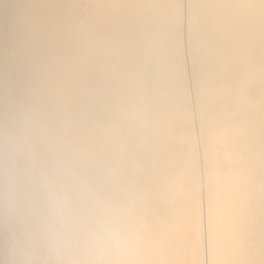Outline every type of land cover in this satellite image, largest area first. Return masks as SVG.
Returning <instances> with one entry per match:
<instances>
[{
	"label": "bare ground",
	"instance_id": "6f19581e",
	"mask_svg": "<svg viewBox=\"0 0 264 264\" xmlns=\"http://www.w3.org/2000/svg\"><path fill=\"white\" fill-rule=\"evenodd\" d=\"M75 2L12 0L6 11L0 7V16H8L9 19L7 35L2 37L0 34V78L7 79L4 86L12 87L19 101V104H13V116L31 132L45 133L50 139L51 149H54L53 171L48 175L49 179L44 180L50 213L54 212L52 199L55 194H67L75 204L71 218L59 221L62 240L58 237L55 243V239L47 234V238L43 236L44 242L49 252L56 250L58 244L64 245L66 256L63 262L62 257L56 258L57 264L96 263L101 253L89 242L87 217L95 209H102L103 202L108 219L119 226L125 240L120 251L110 252L107 264H184V247L188 240L186 219L189 224L194 222L189 216L193 214V209L190 213L187 208L185 210V207L177 205L175 212L168 214L167 210L173 206L169 203L176 205V198L186 191L183 174L186 176L187 172H183L181 162L174 156V162L169 163L172 155L159 145V149L149 155L157 175L146 174L150 175L146 181L148 186L134 206L136 194L133 188L137 176L140 178L135 169L142 166L139 148L142 151L147 146L158 144L156 137L161 119L151 114L153 97L147 91L146 83H157L166 77L161 70L156 72L155 63L142 68L141 71L147 74L146 79H138L137 90L130 94L132 97L127 95L131 97L127 99L119 91V86L125 87L127 83L118 75L112 62L105 61L117 54L113 44L110 51L102 54L101 61L90 64L88 68L90 73L98 74L101 81L85 83L82 77L83 59L70 53L71 45L74 49L79 48L78 31L82 26L74 16ZM212 2L216 15L223 18V28H212L216 37L211 47L205 34L210 28L209 19L201 24V17L191 11L195 5L203 9L202 5H207V0H184L183 7L179 8L180 18L175 19L176 24L179 22L181 25L182 22L188 29L185 33L181 32L177 39L181 48L185 47L190 62L188 73L184 63L177 65V59L176 62L173 59V56L182 59L184 55L176 44L172 45V53L168 52L162 59L157 57L152 47L151 51L152 43L145 34L140 35L139 40L143 43L144 58L154 57L164 69L175 65L178 69L182 68V76L189 74L194 94L191 105L201 121L198 131L211 135L205 140L202 157L210 264H264L263 12H259V18L250 24V18H254L260 4L264 6V0ZM97 18L102 22L114 21L110 14H97ZM110 27L111 39L113 37L116 42L119 33L114 25ZM222 38L229 42V47L223 44L224 50L218 51ZM8 57H13L14 67L25 73L26 78L18 75L12 78L5 74ZM129 81V85L133 83L130 85L133 89L135 83L133 79ZM127 87L125 90L128 91ZM137 100L141 101V106L136 103ZM162 103L164 101L159 98L157 104ZM180 103L182 113L193 114L190 105ZM85 130L91 133L93 139L106 140L104 143L98 141L97 145L102 158L90 153L89 159L84 160L82 150L85 153L86 149H81L80 144H70V140H81ZM165 165L173 168L172 175L168 174ZM126 170H130L126 175L128 179H125V194L129 200L125 205L118 204V210H111L113 206L110 208L108 201L115 199L119 203L124 195L119 196L122 191L118 188V176L124 179ZM188 174L191 178H186L195 183V169H189ZM190 207L194 208V201ZM124 211V219H115V214L121 215ZM181 216L185 218L184 222L179 219ZM24 243L20 248L24 252L20 254L23 258H33L32 251H25V248L31 247L30 244L27 240ZM139 251L142 254L138 255Z\"/></svg>",
	"mask_w": 264,
	"mask_h": 264
},
{
	"label": "rangeland",
	"instance_id": "374dc122",
	"mask_svg": "<svg viewBox=\"0 0 264 264\" xmlns=\"http://www.w3.org/2000/svg\"><path fill=\"white\" fill-rule=\"evenodd\" d=\"M11 1L12 0H0L1 10L6 11V8L7 6H10ZM92 1L76 0V7L74 6L73 10L75 12L74 16L80 20L82 26L78 31L79 48L77 47L74 49L71 45L70 53L73 56H80L83 59V81L89 84L93 82L98 83L101 81L100 76H98V74L90 73L88 68L90 64L101 61L102 54L107 52V50L110 51V47L113 44L114 48H116L115 50H117V54H115L111 59H106L105 61L112 62L114 68L120 73H118V75L122 77V79L124 78L125 82L127 83L126 85L129 86L127 87L129 89L128 91L125 90L126 85L124 81L123 85H125V87L119 86V91L124 97L126 96L127 99L129 97H127V95H132L134 90H137V86L139 85L138 79H146L147 74H144L141 71L142 68L154 65L155 63L156 67H154V69L156 72L159 73L161 70V72H163L164 76L166 77L164 79H159L157 83H146L148 87L147 91L151 93L150 95L153 97L151 105L154 107V109L151 111V114L157 118L161 117V119L158 122L159 129L157 130L156 137L158 144L147 146L146 150L143 149L142 151H140L142 148H139V153L141 154L140 165L142 166L139 167L138 170L135 169V174L140 176L141 180L138 176L137 178L141 182L136 178V186L133 188V192L138 198L134 196V206L142 197L141 193L144 192L146 186H148L146 184L148 177L154 173L157 175V171H153V165L151 164L149 155L153 150L157 151V149H159L157 146L159 145L160 148H164V151L167 152L168 150L169 155H172V157H169V163L174 162V156L181 162L182 167L185 169V171L183 169V172H187L186 176L183 174V177L186 180V191L181 195L180 198H176V205L169 203L173 206L167 210L168 214L173 213L176 211L174 208L177 205L185 207V210L187 208L190 213L193 209L192 213L194 215L191 214L189 216L190 218H193L194 222L189 224V221L186 219L187 228L185 230V234L188 240H186L184 247V264H210L207 247V226H205L207 225L205 220L207 219L208 212L207 201L206 198H204L206 197L204 187L205 180L203 176L205 175V165L203 163L204 158L202 157L204 154L203 150L205 148V140L211 137V135L204 133L203 131L201 133L198 131L201 121L194 112L193 106L191 105L193 103L194 94L192 92L193 89L191 87L189 74L182 76V68L178 69L175 65H173L171 68L164 69L154 57L144 58L145 55L143 54L144 52L142 46L143 43L139 40L140 35L142 37L145 34L150 43L155 46V50L152 44H150V48L152 47L153 51L157 52V57H161L162 59L167 56L168 52L172 53V45L176 44L177 49L180 50L182 54L184 53V55L182 59H179L176 56H173V59L175 62L177 59V65L184 63L183 66H186L185 68H187L186 70L188 73L190 62L187 60L185 47L183 46L181 48V42L177 41L180 33H185L188 31V29L182 22L181 25L179 22L176 24L175 20L176 18H180L181 14L179 13V8L181 10L183 7L184 0ZM207 1V5L203 3V9L200 10L199 6L195 5L191 11L194 12L197 17H201V24H204L205 21L209 19L207 20V23H210V28L205 34L210 39L211 47V43L216 37V34L212 31V28H223V24H221V19L223 18H220L219 15H216V7L213 6L212 0ZM254 5L257 6L255 2ZM176 12L178 13L179 17L178 15H175ZM259 12H263L264 14V6L262 4H260V8H258L254 18H250V24H253L254 21L259 18ZM97 14H110L114 17V21H99ZM7 17L8 16H0V34H2V37L7 35L6 32L9 28V19ZM168 17H171V19ZM112 25L117 28L119 33V37L116 42L113 37L111 39V35L109 33L111 28L110 26ZM223 44L229 47V42H226L224 38H222L218 51L224 50ZM12 58L13 57H8L6 61L5 68H7V70L5 74L8 73L12 78H15V75L26 78L25 73L17 71V69L14 67L15 62ZM129 79L130 81L133 79L135 83L133 85V89L130 86L133 83L131 82L132 84L130 85L128 83ZM114 80L116 81L117 79L114 78ZM6 81L7 79L4 80L0 78V264H57L56 258L62 257L61 262H63V259L66 256L64 254L66 253L63 248L64 245L56 244L57 249H53L52 252H49L48 246L44 242L45 238L43 237L44 235L46 237V235L49 234L48 236H52L53 240L55 239V243L58 237L62 240V230L60 229L59 222L61 220H57L58 218L54 212L50 213L52 211H50V205H48L45 197L46 185L44 180L49 179L50 176L48 175L52 174L53 171L52 168L55 161V155L53 154L54 151L52 150L54 149H51V144L49 143L50 139H47L48 136L45 133L31 132L26 126H24V124L15 119L13 116V104H19V101L13 88L7 85L4 86ZM185 81H187L189 84ZM131 90L132 92L130 93L129 91ZM131 97H129V99H131ZM159 98L164 101V104H157ZM187 100L189 101L187 102ZM125 101L128 103V100ZM180 101L185 106L186 103L188 106L190 105V108L193 110V114L191 113L190 115H186L182 113L180 111L182 109ZM140 102V100H137L136 103L141 106L142 103ZM171 107L174 108L172 109V112L174 113L171 112ZM50 138H52L51 135ZM102 139L104 138L93 139L91 137V133L85 130L81 140H70V144H80L81 149H86L85 153L82 150L84 160L89 159L90 153L96 154V156L102 158V154L99 153L100 151L97 149L98 141L101 142ZM105 141L106 140H102V143ZM169 155L167 154V157ZM144 160L146 161L144 162ZM148 167L152 170L148 169ZM167 167L169 170L168 174L172 175L173 168L169 166ZM189 169L192 171L195 169V176L197 177L195 178V183H193L191 179L190 181L188 179L189 177L191 178V175L188 174ZM129 172L130 170L126 172L124 179L123 176H118L120 177L118 181L120 182V185L118 188L120 191H122L120 193L121 195L119 196L121 197L124 194V197H118L121 199L119 203L118 200L115 199H111V203L108 201L110 208L113 206L111 210L113 208L118 210L119 205L122 203L125 205L129 200L128 196L125 194L127 191V189H125L127 180L125 179H128L127 176L129 175ZM146 174L150 175L148 176ZM187 176L188 178H186ZM187 180L189 181V185L193 183L196 186L193 184L190 186L187 185ZM196 180L198 182H196ZM137 184H139V186ZM170 186L172 187L173 185ZM193 201L194 208L190 207ZM116 204L119 205L117 206ZM101 207L104 210L103 207H105V203L102 202ZM140 213L142 214V211H140ZM189 216H187V218H189ZM116 218L118 220L119 218L124 219L125 211L124 214L121 215L115 214V219ZM179 219L182 222L185 220L183 216H181ZM55 223L57 226H59L57 227ZM197 234L198 236H196ZM24 240H27L31 246L25 248V251H32L34 253L32 256L33 258L28 259L22 257L21 254L24 252V250L20 248L25 245ZM60 251L65 252L62 253ZM51 253L53 255H51ZM107 253L108 252L101 254L100 257L96 259L97 262L95 263L94 261L93 264H107L106 262H108L110 259L109 257H111L110 252L108 254ZM111 254H113V252ZM140 254H142V252H140L138 255ZM24 260L26 262H23Z\"/></svg>",
	"mask_w": 264,
	"mask_h": 264
},
{
	"label": "clouds",
	"instance_id": "9594fccd",
	"mask_svg": "<svg viewBox=\"0 0 264 264\" xmlns=\"http://www.w3.org/2000/svg\"><path fill=\"white\" fill-rule=\"evenodd\" d=\"M52 205L54 214L61 221L71 218L75 211V204L67 194H55ZM87 223L90 226L89 242L99 253L118 252L123 248L125 240L121 229L108 219L103 209L91 212Z\"/></svg>",
	"mask_w": 264,
	"mask_h": 264
}]
</instances>
